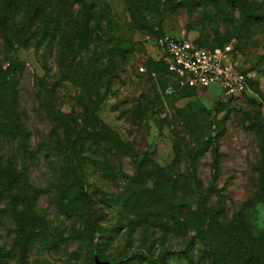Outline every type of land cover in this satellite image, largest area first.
<instances>
[{
    "label": "rangeland",
    "instance_id": "1",
    "mask_svg": "<svg viewBox=\"0 0 264 264\" xmlns=\"http://www.w3.org/2000/svg\"><path fill=\"white\" fill-rule=\"evenodd\" d=\"M86 1L100 5L102 28L71 54L39 44V24L24 44L12 23L11 42L0 30V81L22 64L0 117L15 97L24 131L0 144L2 167L12 170V188L0 185V264H264V0H243L244 15L229 4L227 18L207 0ZM159 32L232 45L255 88L224 102L217 85L178 88L155 72ZM113 48L115 74L93 98L80 77L96 61L105 68ZM90 100L115 141L89 137ZM195 101L209 110L211 144H197L200 129L190 134L186 105ZM66 136L79 140L75 157ZM72 164L85 191L76 213L60 196ZM18 212L28 233H16Z\"/></svg>",
    "mask_w": 264,
    "mask_h": 264
},
{
    "label": "trees",
    "instance_id": "2",
    "mask_svg": "<svg viewBox=\"0 0 264 264\" xmlns=\"http://www.w3.org/2000/svg\"><path fill=\"white\" fill-rule=\"evenodd\" d=\"M215 3V7L217 11H219L223 17H228L227 6L229 4L237 6L238 11L244 15L245 11L243 9V0H207ZM68 6V8H67ZM72 10L77 12V14L73 17L71 16ZM23 13V14H22ZM102 9L96 1H86V0H0V30L3 34L5 41L11 42V38L8 37L7 33L4 31L7 29V23H12L14 25V36L16 42L19 44H24V41L27 39V35L29 34L31 27L33 25L39 24L40 28L36 33L37 42L39 44H45L46 48L50 49L53 46H56L59 51L63 54L67 52L71 54L72 45L80 46L86 45L88 46L90 43H94L98 39V34L102 28L103 21ZM136 20H138L139 24H142L144 19L142 16H139ZM134 20V21H136ZM27 34V35H26ZM164 33L159 32L157 37L162 36ZM72 42V44H71ZM200 46L205 47H216V46H207L202 45L197 42H194ZM218 46V45H217ZM223 46V45H220ZM110 51V52H109ZM118 54L121 56L123 53L127 51L125 46H121L118 49ZM116 48L106 49L102 55V59H106V67L102 68L101 64L96 63L91 64L89 69L84 72V74L80 77L79 85H82L83 88L90 90L92 92V96L97 97L99 91L105 86L107 81L110 82L109 78L107 81L103 80V78L112 77L115 74V68L117 65V60L115 59ZM119 57V56H118ZM156 64L159 67L156 69V73L162 72L167 74L169 77L173 79V81L178 86L177 79L167 70L165 64L157 60ZM22 67L20 62L14 61L11 63V66L7 70V77L0 81V102H4V97L2 96V92L7 91L10 94H15V88L18 83V71ZM153 72V71H152ZM246 72V70H245ZM158 81L163 86L165 84V79L163 76H158ZM101 82V83H100ZM100 83V85H99ZM44 94V97L48 98L51 95L52 90H49L44 82L38 85ZM250 87L251 90L255 88L252 79H250ZM178 88H180L178 86ZM183 90L193 91V88H180ZM196 91V90H195ZM8 93V95H10ZM245 95V94H244ZM8 99V97H7ZM9 100V99H8ZM10 108L9 113L7 115H1L0 117V144L2 141H5L7 145L11 146L14 144L16 140H19V137L24 134L22 122L19 120L17 115L14 114V108L16 105V98L10 99ZM230 100V99H229ZM220 101V100H219ZM228 101V100H227ZM91 104H94V107H90L87 109V125L86 130L91 138H108L111 141H115L113 137V132L109 130L107 126H105L98 119L95 111L97 109V105L95 106V102L90 100ZM223 102V101H221ZM186 108L189 109L186 112L189 124L193 125V128L190 134L193 132L194 134L197 130L200 129L201 133L196 140L197 144L200 143H210L212 140L211 135L207 132L209 122L208 115L209 110L206 109L203 105H201L198 101L193 103H188ZM4 109L3 103L1 104V108ZM179 110V109H178ZM68 146L65 149L67 154L75 157L77 154V145L80 144L79 140H71L68 136L65 137ZM211 144V143H210ZM213 144L216 145V142ZM215 154H217V148H215ZM76 165H73L69 169V173L67 175L72 176V184L65 187L61 190L60 196L61 199H67L71 204V211L74 213L79 212L80 208L83 206L84 202V194L85 191L82 186L81 176L79 175V169L76 168ZM62 171L65 170V167ZM11 172L10 169H5L2 167L0 161V185L1 190H10L12 188L11 182ZM62 172L63 174H65ZM13 182V181H12ZM14 196L17 195H12ZM17 217H15V223H17V231L16 233L27 232L25 226L23 225L24 221L20 216V212L17 213ZM20 239L23 241L26 238L20 234Z\"/></svg>",
    "mask_w": 264,
    "mask_h": 264
},
{
    "label": "built area",
    "instance_id": "3",
    "mask_svg": "<svg viewBox=\"0 0 264 264\" xmlns=\"http://www.w3.org/2000/svg\"><path fill=\"white\" fill-rule=\"evenodd\" d=\"M157 45L159 60L177 79L180 88L206 91L211 85H217L222 91L219 100L223 102L252 91L251 77L230 44L209 48L184 37L163 34L157 39Z\"/></svg>",
    "mask_w": 264,
    "mask_h": 264
}]
</instances>
